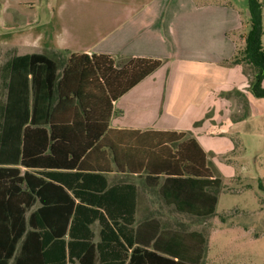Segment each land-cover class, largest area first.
Returning <instances> with one entry per match:
<instances>
[{
	"label": "trees",
	"instance_id": "trees-1",
	"mask_svg": "<svg viewBox=\"0 0 264 264\" xmlns=\"http://www.w3.org/2000/svg\"><path fill=\"white\" fill-rule=\"evenodd\" d=\"M247 4L243 43L222 63L249 68V91L264 99L263 2ZM63 64L62 72L56 57L21 56L9 48L0 65V264H202L207 245L203 233L168 229L155 218L137 224L134 184L110 186L100 170H73L108 129L112 101L163 62L132 58L117 68L111 56L72 54ZM91 67L109 92L106 99L83 97L79 89L87 83L78 90L67 83L74 75L71 68H79L86 78ZM65 87L76 93L87 136L82 147L69 140L72 147L63 153L55 139V114ZM68 104L66 110L74 111ZM25 127H47L49 138L32 150ZM189 134L144 137L139 160L145 166L138 177L157 188L177 212L207 218L216 212L223 181Z\"/></svg>",
	"mask_w": 264,
	"mask_h": 264
},
{
	"label": "crops",
	"instance_id": "crops-1",
	"mask_svg": "<svg viewBox=\"0 0 264 264\" xmlns=\"http://www.w3.org/2000/svg\"><path fill=\"white\" fill-rule=\"evenodd\" d=\"M189 2L57 0L54 4L47 0L45 19L12 13L6 24L15 31L14 40L0 42L3 55L7 49L16 48L21 56L56 57L62 62V72L66 68L63 61L72 54L111 56L118 63L117 68L132 58L163 62L153 74L112 101L108 129L73 169L100 170L110 186L134 184L138 189L137 224L153 218L161 221L157 217L139 221L141 186L155 192L165 204L158 189L138 177L145 166L139 160V149L142 150L139 145L144 137L191 133L208 155L214 151L209 148L211 142H224L225 149L215 151L218 155L234 149V136L238 148L244 144L240 136L251 131L264 135V100L250 93L246 67H227L222 63L234 55L237 44L243 43L246 13L229 3ZM88 70L87 77L81 78L82 70L71 68L74 75L67 82L69 87L78 90L87 83L86 89H79L83 97L93 100L109 97L97 69ZM229 93L236 94V120L233 102L226 97ZM77 101L76 93L66 87L58 98L55 139L63 147V153L64 148L72 147L69 140L80 147L85 145L82 140L87 135L81 127L83 113L77 110ZM68 103L74 111L66 110ZM198 122L202 123L196 126ZM25 130L32 150L49 138L47 127H25ZM203 134L211 141L208 145L201 139ZM71 157L68 155L67 160Z\"/></svg>",
	"mask_w": 264,
	"mask_h": 264
},
{
	"label": "rangeland",
	"instance_id": "rangeland-1",
	"mask_svg": "<svg viewBox=\"0 0 264 264\" xmlns=\"http://www.w3.org/2000/svg\"><path fill=\"white\" fill-rule=\"evenodd\" d=\"M46 1L0 0V42L9 43L14 40L12 37L15 31L6 24L12 13L17 11L19 16L33 15L45 19ZM53 1L55 4L57 0H51ZM175 1L190 3L189 0ZM193 2L229 3L247 15L248 0H193ZM262 2L264 27V0ZM20 29L21 32L24 30L23 27ZM17 34L19 33H15ZM262 47L264 49V35ZM3 59L4 55L0 49V63ZM246 71L249 73V68H246ZM235 95L229 93L226 96L233 102L235 110L233 120H236ZM201 123L198 122V125L196 123V126ZM240 138L244 146L236 148L234 136L232 137L234 149L217 155L215 151L219 148L225 149V143L211 142L206 134L201 136L205 145H208L209 141L212 143L209 148H213L214 151L209 153L210 166L213 173L223 181L222 187L218 190L216 212L211 217L198 218L179 213L173 207L166 206L155 192L145 190L141 186L143 190L139 197V221L157 217L168 229L203 233L207 238V245L202 264H264V135L251 131Z\"/></svg>",
	"mask_w": 264,
	"mask_h": 264
}]
</instances>
